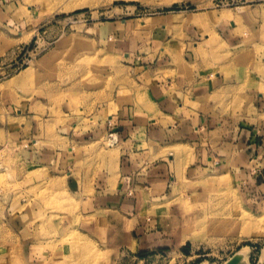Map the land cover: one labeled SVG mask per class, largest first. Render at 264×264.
<instances>
[{
    "label": "crops",
    "instance_id": "1",
    "mask_svg": "<svg viewBox=\"0 0 264 264\" xmlns=\"http://www.w3.org/2000/svg\"><path fill=\"white\" fill-rule=\"evenodd\" d=\"M172 16H165L149 53L140 56L142 62L148 59L142 96L133 92L132 102L86 130L72 123L69 155L54 152L60 154L54 166L65 173L60 174L65 188L79 201L73 213L54 218L51 227L74 230L108 257L125 249H182L222 189L237 196L241 188L246 212L264 214V50L254 51L260 45L264 49V20L223 17L213 31L205 25L202 38L196 24L179 30L174 23L180 17L171 23ZM209 31L219 52L209 50ZM238 95L251 101L248 112L236 109ZM34 103L13 101V113L5 114L7 126L20 119L17 128L9 126L15 134L19 129L23 137L30 118L34 130ZM105 132L116 136L107 150L111 157L90 163L83 149L92 145L89 138ZM32 140L37 141L34 133ZM23 243L22 263L65 264L66 246Z\"/></svg>",
    "mask_w": 264,
    "mask_h": 264
},
{
    "label": "rangeland",
    "instance_id": "2",
    "mask_svg": "<svg viewBox=\"0 0 264 264\" xmlns=\"http://www.w3.org/2000/svg\"><path fill=\"white\" fill-rule=\"evenodd\" d=\"M166 15H173L167 19L171 23L180 17L174 23L179 30L196 24L203 38L205 25L213 31L223 17L264 20V0H0V264H24V240L67 247L65 264H264V214L246 212L239 187L237 196L222 189L192 242L176 251L125 249L108 257L74 230L51 227L54 218L71 214L79 201L65 188L60 177L65 173L54 166L55 150L69 155L72 123L86 130L132 102L133 92L142 96L149 79L144 73L148 59L142 62L140 56L149 53ZM189 15L205 18L193 21ZM214 38L213 33L207 44L213 53L221 50ZM259 47L254 51L264 50ZM7 96L15 103L35 102V128L30 118L23 137L9 127L17 128L20 119L5 124V114L13 113ZM241 97L236 109L248 112L251 101ZM92 139L83 149L90 163L105 159L116 136L105 132ZM239 249H246L245 257Z\"/></svg>",
    "mask_w": 264,
    "mask_h": 264
},
{
    "label": "bare ground",
    "instance_id": "3",
    "mask_svg": "<svg viewBox=\"0 0 264 264\" xmlns=\"http://www.w3.org/2000/svg\"><path fill=\"white\" fill-rule=\"evenodd\" d=\"M142 1H144V2H149L150 0H142ZM248 250V249H247ZM79 251H80V253H81V258H83V261L84 262H86V259H85V257H84V255H85V251L84 250H82V249H80L79 248ZM243 251H245L246 252V249L245 250H243ZM242 251V249L241 250H239L237 253H239V254H241V255H244L245 253ZM244 257H245V255H244ZM247 257V256H246ZM89 261V260H88ZM247 261V260H246ZM230 262V261H229ZM88 264H90V262H88ZM202 264H205V263H202Z\"/></svg>",
    "mask_w": 264,
    "mask_h": 264
}]
</instances>
